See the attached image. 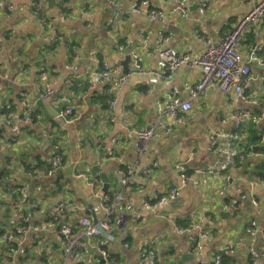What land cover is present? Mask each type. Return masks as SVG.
Segmentation results:
<instances>
[{
	"label": "crops",
	"instance_id": "obj_1",
	"mask_svg": "<svg viewBox=\"0 0 264 264\" xmlns=\"http://www.w3.org/2000/svg\"><path fill=\"white\" fill-rule=\"evenodd\" d=\"M144 1L36 0L44 7L42 15L62 35L56 39L34 17L30 0H0V108L6 104L20 108L23 101L19 95L24 93L27 101H36L32 115L39 117L30 125L18 126V131L0 123V232L4 231L0 233V248L5 245L3 235L15 222L11 203L20 197L12 190V179L27 190L30 201L38 202L32 207L26 204L24 210L29 221L21 237L22 249L32 252L23 257L21 249L11 264H149L141 259L140 251L151 241L155 242V264H212L213 253L225 245L230 252L223 264H250L251 251L256 259L253 264H264V165L256 166L264 162V68L250 65L253 81L245 88L244 101L223 94L214 83L209 85L192 102L183 124H172L164 117L171 130L167 135L158 120L159 110L171 97L186 99L200 80L201 69L183 65L169 79L156 76L166 74L159 50L172 48L199 59L208 45H216L260 0H187L185 17L171 13L174 0ZM202 5L204 12L200 14ZM149 9L163 11L164 18L149 17ZM254 44L262 47L259 56L264 60V18L247 28L239 51L245 55ZM118 46L123 51H118ZM130 54L136 56L142 73L130 74L118 87L115 104L108 112L99 102L107 90L91 85L85 75L99 72V61L111 67L113 77L121 76V62ZM69 65L78 66L81 73L75 84H87L78 96H69L64 85ZM128 68H133L131 57ZM45 88L58 90L67 98V107L74 112L70 120L57 117L48 98L37 100ZM250 110L252 115L253 111L263 115L259 124L262 150H254L259 156L246 157L245 153L241 167L213 172L222 157L210 150L211 137L216 136L219 147L225 145L226 135L234 130L232 116L250 114ZM154 125L155 137L140 150L132 132ZM56 156L61 158V167L49 178L29 180L18 165L28 161L52 167ZM135 163L157 166L149 177L133 176L123 187L116 173ZM180 166L188 177L185 182ZM7 170L9 174L4 175ZM102 174L109 180L108 195L122 192L135 207L154 194L175 192L160 204L151 202L149 210L138 208L139 219L129 215L123 231L126 237L115 231L105 250L118 262L109 258L104 263L96 238L82 245L78 259L70 260L48 215L58 206L64 222L81 217L100 222ZM254 180L259 183L256 188L251 187ZM89 183L94 184L92 189ZM203 184L219 189L214 211L199 201L206 198L197 193ZM251 196L260 203L259 209L252 207ZM184 221L206 234L201 251L190 249L187 230L191 226L184 227ZM35 244L39 248L33 251L30 247ZM186 255L190 258L181 260Z\"/></svg>",
	"mask_w": 264,
	"mask_h": 264
},
{
	"label": "built area",
	"instance_id": "obj_2",
	"mask_svg": "<svg viewBox=\"0 0 264 264\" xmlns=\"http://www.w3.org/2000/svg\"><path fill=\"white\" fill-rule=\"evenodd\" d=\"M7 2V0H4ZM33 5L34 17L40 21L43 25L47 27V31L51 33L54 38L61 39L62 35L54 30L51 26V21L48 18L42 16V10L44 7H41L36 0H30ZM185 2L187 0H174V5L171 9V13H178L181 16L185 17L188 15L187 7ZM148 1L145 0L144 4H147ZM204 5L200 8V14H203ZM10 8V6L8 7ZM134 11L136 10L135 6H132ZM147 15L151 18L162 19L165 16V13L161 10L149 9ZM264 18V0H260L255 3L250 11L241 17L231 30L223 35L220 38L219 42L216 45H208L204 50L202 56L199 59L193 60L188 54L178 53L175 49L165 48L159 50V56L164 61V67L166 74L163 76L156 73V76L160 79H169L171 75L181 66H199L201 69V78L194 84L186 99H180L179 97H171L168 101L162 106L159 110L158 120L160 124H164V117L168 116L172 124L181 125L184 123L185 115L191 111L192 102L197 100L200 95L205 91V89L211 85L215 86L227 96H235L237 98L245 100V88L250 85L253 81L250 75V65L256 63L259 67L264 68V60L259 56V53L262 51L260 45L254 44L250 45L247 49L245 55L239 51L240 44L245 39V32L248 27L258 24ZM118 51H123V47L118 46ZM131 60L133 62V68L128 72V74L113 77V70L106 63H100L97 61V65L100 67V71H90L85 75L89 80L91 85L104 89L106 86L109 87V92L111 98L106 100V109L108 112L111 111L112 106L115 104L114 93L118 87L123 84L127 77L130 74H140V65L136 56L130 54ZM69 76L64 81V85L68 90L73 86L75 80L81 78V73L78 72V66L69 65ZM1 75V69H0ZM22 102L20 108L13 106L12 104H6L0 108V123H4L12 127L13 130L18 131V126L30 125L33 123V119L36 120L39 118L38 115H32L33 110L36 106L35 102H30L26 100V95H19ZM48 98L52 106L57 110L56 116L62 119L70 120L73 116V110L70 106L60 105V101H65L69 103L67 98L58 90H53L50 88H45L37 100ZM264 115V114H263ZM261 115L259 118H255L252 115V112L249 114L246 112L235 113L232 116V122L234 125V131L226 135V144L219 147L216 142V136L211 137L210 150L221 155L222 159L217 163L220 172H225L231 167H236L235 153L236 147L234 145V140L244 139V135H240L237 132V129L241 125L247 124L249 121H254L255 124L259 125L262 120ZM155 128L156 125L140 129L132 132L134 138L136 139L135 146L140 150H143V147L146 143L151 141L155 137ZM170 125L164 124V134L167 135L170 133ZM129 133H131L129 131ZM261 142H263V135L260 133L259 136ZM246 152V157H257L259 156L258 152H254L253 146L250 145ZM244 158V155L240 156ZM31 168L25 169L22 163L18 164L23 170L26 177L31 180L33 178L41 179L45 177H52L57 169L61 167V158L56 156L53 158V166L47 170H44L42 167H39L38 162H30ZM156 163H152L148 166H141L138 164H133L132 166H127L121 168L117 171V178L123 187H125L130 179L133 176H142L149 177L153 169L156 168ZM181 173L182 181H187L188 177L185 174V169L183 166L179 167ZM97 174V173H95ZM264 183V182H263ZM12 184L15 185L13 192L18 194L20 197L11 203V210L14 214V224L13 232L9 233L3 238V242L13 241L15 247L8 248V255L10 257L15 256L18 251L22 249V239L21 237L28 230V221L29 217L24 214L26 204L29 207L38 206L35 204V201H30L27 190L25 188H20L12 179ZM259 183L257 180L251 182V187H258ZM88 186L90 189L93 188L94 184L89 183ZM175 190L172 189L168 191L167 194L157 195L154 194L152 197L144 199L140 207H135L130 199L123 194L118 192L112 196L108 194L102 195L100 199V209L103 212V218L100 222H92L87 217H81L74 222H64L60 220L61 216V207L55 206L52 211L49 213L48 218L51 220L52 224L57 223L56 233L57 236L62 241V247L65 251L66 258L70 260H76L79 258L80 249L82 245L91 242L93 238H96V244L98 251L104 261H109L108 254L105 250L107 242H111L115 236L114 231H120L123 236L124 234V225L126 224L127 218L131 215L134 219H139L140 214L138 213V208L141 210H149L150 203L156 201L157 203H162L166 198L172 197ZM251 205L255 209L260 208V203L258 200L251 196ZM254 228V223L251 224ZM175 231L177 228L173 224ZM194 227V228H192ZM114 228V231H113ZM191 229H194L195 232L191 233V229L187 230L188 239L190 242V249L192 251L199 252L201 251V240L206 238V234L199 228V226L191 225ZM255 230V229H254ZM262 239L264 240V231L261 232ZM155 242L151 241L149 244L144 246L140 251V257L144 261H148L149 264H155L156 254H155ZM230 252V247L225 245L222 249L216 251L212 255V264H222V257L228 255ZM250 253V264L255 262V257L251 252Z\"/></svg>",
	"mask_w": 264,
	"mask_h": 264
},
{
	"label": "trees",
	"instance_id": "obj_3",
	"mask_svg": "<svg viewBox=\"0 0 264 264\" xmlns=\"http://www.w3.org/2000/svg\"><path fill=\"white\" fill-rule=\"evenodd\" d=\"M44 10V9H43ZM42 10V11H43ZM42 14V13H41ZM43 16V15H42ZM49 20V19H48ZM43 28L45 29V30H47V27L45 26V25H43ZM86 85V87H87V84H85ZM85 85H77V84H75V81H74V83H73V86L68 90V94H69V96H78V94L79 93H81L82 91H84V86ZM104 90H107V94H105V95H102V96H100L99 97V102H100V104H103L104 105V107L106 106V100H108V99H110L111 98V94H110V92H109V87L108 86H106L105 88H104ZM62 103L64 104V106H67L68 105V103L67 102H65V101H62L61 102V105H62ZM74 113V112H73ZM253 115H254V117L255 118H259V116L260 115H255L254 114V111H253ZM235 130V129H234ZM233 130V131H234ZM237 132H238V134H240V135H244L245 137H244V139L241 141L240 139H236V140H234V145H235V147H236V153H235V155H234V157H235V160H236V167H238V166H242L243 165V160H244V158L242 157L241 159H240V156L241 155H244L246 152V150H247V148L250 146V145H252L253 146V149L255 150V151H261L262 150V145H261V138L260 137H258L259 136V134L261 133V130L259 129V125H257V124H255L254 123V121H249L247 124H245V125H241L238 129H237ZM59 139L58 138H56L55 139V141L57 142ZM64 160V159H63ZM261 161H259L258 163L259 164H257L256 166H257V168H261L263 165H264V162H261ZM7 165L8 164H10V162L9 163H6ZM22 164H23V166L25 167V169H30L31 168V164H30V162H28V161H23L22 162ZM39 164V163H38ZM255 166V167H256ZM39 167H42L44 170H47V169H49L50 167H51V165H48V166H44L43 164H39ZM95 172L94 173H98L99 172V169H95L94 170ZM227 171V170H226ZM225 171V172H226ZM9 173H5L4 175H8ZM11 187H13L12 188V190L15 188V185H13L12 184V186ZM184 224H186V225H184V227H190L191 225H192V223H190L189 221H184L183 222ZM13 225L11 226V228H10V230H9V233H12L13 232ZM2 232H4V231H1L0 233H2ZM8 233V234H9ZM4 234V233H3ZM2 234V235H3ZM8 234H5V235H3V238L6 236V235H8ZM5 243V245H3L1 248H0V264H11L12 262H14L15 261V256H12V257H10L9 255H8V248H10V247H15V243L13 242V241H6V242H4ZM31 249H33V251H35V250H38V248H39V245L38 244H35V245H33L32 247H30ZM19 252V251H18ZM31 250L30 249H28V248H26V247H23V249L21 250V253H23V257H25L26 255H30L31 254ZM109 258L111 259V260H114L115 262H118V260L114 257V256H110L109 255ZM224 258H225V256H223L222 257V264H223V260H224ZM21 261V260H20Z\"/></svg>",
	"mask_w": 264,
	"mask_h": 264
},
{
	"label": "rangeland",
	"instance_id": "obj_4",
	"mask_svg": "<svg viewBox=\"0 0 264 264\" xmlns=\"http://www.w3.org/2000/svg\"><path fill=\"white\" fill-rule=\"evenodd\" d=\"M57 32H59L57 29H55ZM257 89H259L258 86H255ZM252 110H250V113H251ZM243 114H245L246 112H242ZM219 162V161H218ZM217 162V163H218ZM257 162V161H256ZM217 163L214 165V171L213 172H216L218 174H220L219 172V167L217 165ZM258 163V162H257ZM256 164V163H254ZM10 172V170H7L4 172L5 173H8ZM222 173V172H221ZM12 174H15V171L12 172ZM64 189V188H63ZM219 191V189H215V185L213 186L212 185H208V186H205L204 184L203 185H200V187L197 189V193L199 194L198 197H201L203 194L206 195V198L204 200H199L201 204H204L208 209L214 211V203H213V200H214V196L215 194ZM64 195H67L66 192H64ZM55 226H57V223H54ZM113 231H114V228H113ZM115 232V231H114ZM60 239V238H59ZM61 241V239H60ZM62 241H61V246H62ZM60 246V245H59Z\"/></svg>",
	"mask_w": 264,
	"mask_h": 264
},
{
	"label": "water",
	"instance_id": "obj_5",
	"mask_svg": "<svg viewBox=\"0 0 264 264\" xmlns=\"http://www.w3.org/2000/svg\"><path fill=\"white\" fill-rule=\"evenodd\" d=\"M47 2L51 3V0H47ZM52 6H53V1H52V4L50 7H52ZM129 62H130V56H126L125 60L123 62H121V65L123 67V69H122L123 75L128 74V72H129V68H128ZM101 181H102V190H101L102 194L103 195L108 194V192H109V180L107 179V177L104 174L101 175ZM119 188H120V184H117V190H119ZM224 218H226V217H224ZM187 258H190V255L182 256L181 260H185Z\"/></svg>",
	"mask_w": 264,
	"mask_h": 264
}]
</instances>
